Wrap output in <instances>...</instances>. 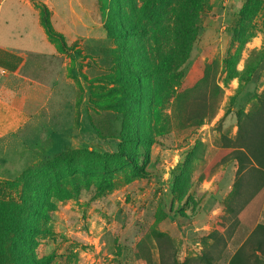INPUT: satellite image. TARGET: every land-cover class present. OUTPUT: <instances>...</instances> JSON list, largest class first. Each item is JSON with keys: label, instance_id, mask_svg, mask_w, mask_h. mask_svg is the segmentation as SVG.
<instances>
[{"label": "rangeland", "instance_id": "1", "mask_svg": "<svg viewBox=\"0 0 264 264\" xmlns=\"http://www.w3.org/2000/svg\"><path fill=\"white\" fill-rule=\"evenodd\" d=\"M142 1L121 0L123 11L131 16L134 9L141 7ZM244 1L205 0L198 16V32L188 62L182 68V80L157 108L159 122L152 119V123H156L155 130L160 132L153 138L149 161L146 165L140 164L141 175L124 167L115 169L111 171L113 188L101 194L96 192L93 180H89L86 188L79 176H73L74 186L69 180H64L66 189L73 192L72 197L62 201L51 198L56 204V210L48 212L49 220H40L37 223L39 231L35 237V252L38 258L51 255L52 264H147L144 260L134 258L133 247L147 234L151 236V230L154 229L169 234L173 237V242L164 240L155 245L151 249V264L182 263L185 258L191 259L190 264H208L201 257L211 242L203 246L199 239L213 230H218L221 238L211 245L207 257L210 264H228L250 232L244 223L232 225V218L225 213L222 204V199L228 193V186L234 179L235 171L232 167L236 168L235 163L227 166V170L218 167L212 178L199 187H193L198 199L201 197L193 208L186 201L175 206L170 190L178 173L175 167L182 162L184 153L195 140L206 144V160H212L220 150L218 120L223 117L222 130L228 129L229 135L233 136L236 132V110L247 111L254 102V96L264 89V64L254 76L253 82L243 84L241 89L237 78L228 79L225 68V61L231 59L239 46L233 30L239 28L238 12ZM253 2H257L259 7L244 28V35H250V38L243 45L237 64L238 71L242 69L248 52L261 48L264 42V0ZM107 3L108 0H98L88 5L92 20L81 27L85 29L82 34L87 35V38L66 40L71 49L65 55L71 60L68 73L75 83H82L87 88L89 120L98 128L92 129L89 126L87 138L94 136L98 139L99 145L96 148L101 149L103 145L105 149L114 150L115 143L111 139L104 140V137H112L120 128V121L116 119L118 114L97 110L92 105L98 95H102L112 86L106 84L108 82L102 78L116 72L114 58L117 46L114 39L106 35L104 27ZM163 47V41L159 38L154 43L146 38V48L152 62L160 57ZM211 63L218 65L215 80L221 90L215 117L195 131L178 129L172 115L175 94L194 84L201 76L204 65ZM179 71L180 69L175 73L177 77H180ZM202 92V89L194 92L197 103L201 101ZM54 152L55 149L52 155L41 157L31 167L52 158L61 150L57 149L56 154ZM35 184L40 185L38 188L44 187L43 183L35 181H30L26 188L18 181L0 182L2 202L31 211L29 214L25 213L22 221L26 216L29 221L34 215L33 211H38L33 204L37 196L32 189ZM260 195L262 196H258L257 200V209L260 210L256 223H264V188ZM251 205L250 203L248 208ZM169 209L175 214L170 213ZM249 211L239 213L240 217L247 219ZM33 217L38 218L37 215ZM8 253L4 251L0 255V264H12L11 255Z\"/></svg>", "mask_w": 264, "mask_h": 264}, {"label": "trees", "instance_id": "2", "mask_svg": "<svg viewBox=\"0 0 264 264\" xmlns=\"http://www.w3.org/2000/svg\"><path fill=\"white\" fill-rule=\"evenodd\" d=\"M204 4L205 0H143L138 9L130 8L133 10L130 16L123 11L121 0H108L104 27L106 35L113 38L117 46L114 58L116 72L102 78L112 86L98 95L92 105L97 110L118 114L116 119L120 121V128L112 137H104V140L111 139L116 148L105 149L102 145L103 148L99 149L94 145L89 149L81 145L24 169L14 182L22 183L24 188L28 187L30 181L43 183L44 186L38 188L40 185L35 184L32 188L37 195L33 204L38 208V211H33V216L37 215L38 218L32 216L27 221L26 216L22 221L25 213L31 211L0 200V255L4 251L9 252L12 264H52L51 255L40 258L36 256L37 223L49 220L48 212L56 210V204L51 198L62 201L72 197L73 192L66 189L64 180H69L74 186L72 178L79 176L85 188L89 180H93L96 192L101 194L113 188L111 171L115 169L124 167L141 175L140 164L146 165L149 161L150 147L159 131L155 130L159 122L157 108L182 80V68L188 62L198 32V16ZM37 6L49 40L59 53L65 54L71 49L66 38L53 29L47 7L42 3H37ZM258 7L253 0L242 3L238 12V25L241 29L233 30L239 46L231 59L225 61L228 79L237 78L240 89L243 84L253 82L254 76L264 64L263 42L261 48L248 52L242 69L237 70L243 45L250 38V35H244V28L257 13ZM146 38L153 43L159 38L164 44L160 57L153 62L147 52ZM178 69L180 77L175 75ZM217 70L216 63L205 64L201 76L194 84L175 94L172 115L178 129L195 131L215 117L221 96L215 80ZM197 89L203 90L199 103L194 99ZM222 118L217 123L220 150L207 162L206 144L195 140L184 153L182 162L175 167L178 173L172 181L170 196L175 206L186 201L193 208L201 198L198 199L193 187H199L212 178L218 167L235 163L231 189L222 199V204L225 213L232 218V225L244 223L250 232L228 264H264V224L256 223L260 210L257 209V200L258 196H262L260 194L264 188V89L254 96V102L247 111L236 110V132L233 136L229 135L228 129L222 130ZM245 210L249 213L244 220L239 213ZM169 212L175 214L170 209ZM219 238L220 232L213 230L199 239L203 246L211 242L201 257L208 264L209 248ZM164 240L173 242V237L165 232L151 230V236L147 234L133 247L134 258L151 264V249ZM190 260L185 258L182 263L176 264H190Z\"/></svg>", "mask_w": 264, "mask_h": 264}, {"label": "crops", "instance_id": "3", "mask_svg": "<svg viewBox=\"0 0 264 264\" xmlns=\"http://www.w3.org/2000/svg\"><path fill=\"white\" fill-rule=\"evenodd\" d=\"M97 1L0 0V182L13 181L23 170L12 169H26L54 149L99 145L87 138L89 126L96 128L87 88L68 73L71 60L49 40L37 6L44 4L53 29L73 41L87 38L81 27L92 20L88 5Z\"/></svg>", "mask_w": 264, "mask_h": 264}]
</instances>
